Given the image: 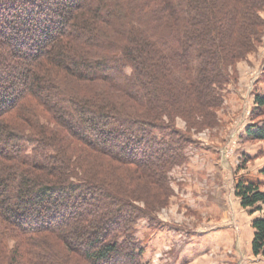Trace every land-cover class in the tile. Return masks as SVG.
Here are the masks:
<instances>
[{"label":"trees","instance_id":"1","mask_svg":"<svg viewBox=\"0 0 264 264\" xmlns=\"http://www.w3.org/2000/svg\"><path fill=\"white\" fill-rule=\"evenodd\" d=\"M262 3L0 0V264H144L137 224L155 223V207L85 162L96 155L132 166L144 184L170 192L169 172L192 141L175 112L210 121L223 66L250 33L248 10ZM150 5L172 52L148 32ZM86 82L110 85L142 112L80 92ZM255 102L263 114L264 94ZM33 103L62 130L41 125ZM247 135L264 140V123ZM262 185L250 177L235 185L242 207L262 212L252 221L255 256H264Z\"/></svg>","mask_w":264,"mask_h":264},{"label":"rangeland","instance_id":"2","mask_svg":"<svg viewBox=\"0 0 264 264\" xmlns=\"http://www.w3.org/2000/svg\"><path fill=\"white\" fill-rule=\"evenodd\" d=\"M257 7L246 14L252 20V37L247 35L240 44V52L223 66L224 80L216 86L222 101L207 117L210 123H190L175 112L176 127L187 132L192 141L187 148L188 159L169 172L170 192L144 184L132 166L96 155L85 162L92 164L96 173L117 178L119 187L141 198L138 205H147L142 199L145 197L155 207V223L143 219L137 224V238L145 246L144 264H264V256L252 252V221L262 212L242 207L235 194L236 182L241 177L258 176L264 181V140L247 135L250 127L256 129L264 123V110L256 116L255 102L256 95L264 94V4ZM151 8L146 7L143 13L148 32L156 36V46L172 52L171 45L161 40L165 24L154 22ZM255 25H260L261 32H256ZM78 88L87 95L100 92L117 101L121 108L128 106L142 112L136 102L108 84L86 82ZM33 104L32 113L41 125L62 130L42 107ZM149 191L156 192L154 197L147 194ZM15 242L9 240V246ZM77 261L81 264L80 258Z\"/></svg>","mask_w":264,"mask_h":264},{"label":"crops","instance_id":"3","mask_svg":"<svg viewBox=\"0 0 264 264\" xmlns=\"http://www.w3.org/2000/svg\"><path fill=\"white\" fill-rule=\"evenodd\" d=\"M262 174H264V172H263V171H262ZM254 178H255V179H257V178H258V179H260V180H262V179H263V178H261V177H258V176H255Z\"/></svg>","mask_w":264,"mask_h":264}]
</instances>
